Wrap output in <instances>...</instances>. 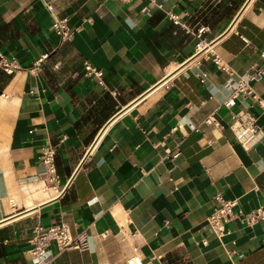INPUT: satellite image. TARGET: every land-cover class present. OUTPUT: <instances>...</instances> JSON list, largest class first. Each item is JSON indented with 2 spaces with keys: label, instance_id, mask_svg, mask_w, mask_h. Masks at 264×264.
Listing matches in <instances>:
<instances>
[{
  "label": "crops",
  "instance_id": "crops-1",
  "mask_svg": "<svg viewBox=\"0 0 264 264\" xmlns=\"http://www.w3.org/2000/svg\"><path fill=\"white\" fill-rule=\"evenodd\" d=\"M52 1L69 42L39 0H0V52L21 67L0 69V264H34L35 227L61 220L90 246H51L53 264H129L134 246L143 264H264V220L236 215L220 238L206 221L217 192L244 214L264 208V134L244 149L230 129L245 110L264 133V77L252 83L260 105L226 106L230 76L196 49L201 39L237 74L250 71L264 0ZM47 144L56 181L39 160Z\"/></svg>",
  "mask_w": 264,
  "mask_h": 264
},
{
  "label": "built area",
  "instance_id": "built-area-1",
  "mask_svg": "<svg viewBox=\"0 0 264 264\" xmlns=\"http://www.w3.org/2000/svg\"><path fill=\"white\" fill-rule=\"evenodd\" d=\"M44 9L51 17V29L54 34L59 37V43L69 42L73 38L74 29L70 27L68 19L62 17L57 12L52 0H39ZM121 2H129L132 0H119ZM154 2V0H148ZM161 7V4H156ZM168 16L175 23H178L177 16L168 12ZM198 30L197 35L201 33ZM196 49L203 52V56H211L216 68L227 73L230 76L229 95L224 100V105L232 106L239 97H249L254 102L260 105L261 98L255 92L252 83L259 78L264 77V46L260 50L261 61L259 64L252 66L250 71L243 74H237L229 67L223 60L220 59L208 46L205 47L202 40H198ZM43 54L41 58L35 61L29 71H34L38 68L41 60L46 57ZM84 75L95 76L101 83L102 70L92 65L88 60L82 61ZM0 69L7 73L21 69L20 65L14 58H7L0 52ZM204 123H212L218 125L219 123L213 117V114H208L203 120ZM196 130L197 127L193 126ZM230 129L236 141L244 148H250L255 145L263 136V131L256 123V119L247 111L242 110L233 115V121L230 124ZM55 150L54 144H47L40 150L39 160L44 166V175L49 181H56L57 174L55 168ZM178 151L172 152V156H176ZM214 206L210 214L206 217L208 226L214 234L220 238L229 232L227 227L228 222L236 215L240 216L242 221L246 224H252L258 220H264V208L258 207L244 214L241 209L237 207L235 199L225 198L221 193L217 192L213 195ZM54 246L58 252L68 249H76L83 251L89 249L90 243L87 235L84 232L72 234L69 229V224L65 220L52 222L48 226H36L33 234L30 237V246L27 252L30 254L31 260L34 264H53L55 254L51 252L50 247ZM133 254L128 259L129 264H143L142 259L137 253V246L133 247Z\"/></svg>",
  "mask_w": 264,
  "mask_h": 264
},
{
  "label": "water",
  "instance_id": "water-1",
  "mask_svg": "<svg viewBox=\"0 0 264 264\" xmlns=\"http://www.w3.org/2000/svg\"><path fill=\"white\" fill-rule=\"evenodd\" d=\"M245 4H246V2H245ZM245 4H244V5H245ZM244 5H243V6H244ZM105 126H106V125H105Z\"/></svg>",
  "mask_w": 264,
  "mask_h": 264
}]
</instances>
